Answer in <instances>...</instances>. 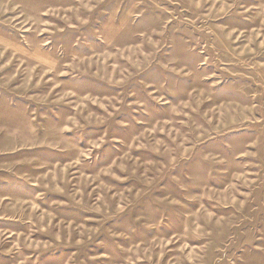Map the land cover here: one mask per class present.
<instances>
[{
  "label": "rangeland",
  "instance_id": "1",
  "mask_svg": "<svg viewBox=\"0 0 264 264\" xmlns=\"http://www.w3.org/2000/svg\"><path fill=\"white\" fill-rule=\"evenodd\" d=\"M0 264H264V0H0Z\"/></svg>",
  "mask_w": 264,
  "mask_h": 264
}]
</instances>
